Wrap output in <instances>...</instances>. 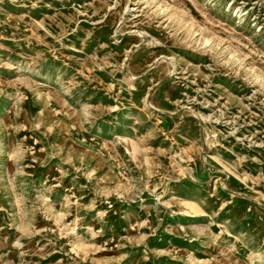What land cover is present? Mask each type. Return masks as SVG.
<instances>
[{
	"label": "rangeland",
	"instance_id": "374dc122",
	"mask_svg": "<svg viewBox=\"0 0 264 264\" xmlns=\"http://www.w3.org/2000/svg\"><path fill=\"white\" fill-rule=\"evenodd\" d=\"M0 264H264V0H0Z\"/></svg>",
	"mask_w": 264,
	"mask_h": 264
}]
</instances>
